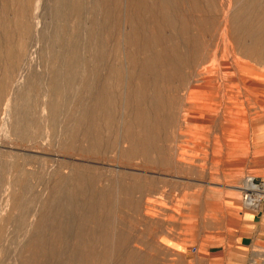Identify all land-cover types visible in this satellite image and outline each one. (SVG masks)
I'll return each instance as SVG.
<instances>
[{"label":"rangeland","instance_id":"obj_1","mask_svg":"<svg viewBox=\"0 0 264 264\" xmlns=\"http://www.w3.org/2000/svg\"><path fill=\"white\" fill-rule=\"evenodd\" d=\"M245 173L264 0H0V264H194Z\"/></svg>","mask_w":264,"mask_h":264},{"label":"crops","instance_id":"obj_2","mask_svg":"<svg viewBox=\"0 0 264 264\" xmlns=\"http://www.w3.org/2000/svg\"><path fill=\"white\" fill-rule=\"evenodd\" d=\"M248 210L251 213L233 226L232 233L206 246L203 254L195 255L194 264H264L262 208Z\"/></svg>","mask_w":264,"mask_h":264},{"label":"built area","instance_id":"obj_3","mask_svg":"<svg viewBox=\"0 0 264 264\" xmlns=\"http://www.w3.org/2000/svg\"><path fill=\"white\" fill-rule=\"evenodd\" d=\"M242 206L257 210L264 201V178L253 173H245L238 185Z\"/></svg>","mask_w":264,"mask_h":264},{"label":"bare ground","instance_id":"obj_4","mask_svg":"<svg viewBox=\"0 0 264 264\" xmlns=\"http://www.w3.org/2000/svg\"><path fill=\"white\" fill-rule=\"evenodd\" d=\"M5 112H7V110H5ZM46 215V214H45ZM47 216V215H46Z\"/></svg>","mask_w":264,"mask_h":264}]
</instances>
